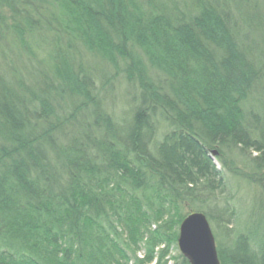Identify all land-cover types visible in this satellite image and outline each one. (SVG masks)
Returning <instances> with one entry per match:
<instances>
[{"label":"trees","instance_id":"trees-1","mask_svg":"<svg viewBox=\"0 0 264 264\" xmlns=\"http://www.w3.org/2000/svg\"><path fill=\"white\" fill-rule=\"evenodd\" d=\"M191 211L264 264V0H0V264H189Z\"/></svg>","mask_w":264,"mask_h":264},{"label":"rangeland","instance_id":"rangeland-1","mask_svg":"<svg viewBox=\"0 0 264 264\" xmlns=\"http://www.w3.org/2000/svg\"><path fill=\"white\" fill-rule=\"evenodd\" d=\"M39 53L41 54L42 52L39 51ZM98 67L99 65H97L93 69L97 77L100 75V70L103 69L101 67H99L98 69ZM123 92H124V84L121 82V80L118 79L115 82H113L111 86V90L110 92H108L105 99V104L108 107V110H110L117 118H122L125 115L124 112H126L130 108V106L126 105L125 103ZM130 97L131 96H126L128 100L130 99ZM254 97L255 95L249 98L250 99L249 103L253 105H255V102H257L254 99ZM243 154L244 155H240V158L247 156V152ZM216 164L219 167L218 162H216ZM227 181H228V185H227L228 192L231 195L230 196L231 204L237 215L236 220L230 226L241 228L243 227L249 213H251V215L255 214V217L257 216V214H259L258 212L255 213V210H253L252 213L251 210L253 203H255L256 200L258 201L260 199L258 197L261 196L260 188L255 184H251V183L249 184L245 180L239 178L232 179L228 176ZM210 227L212 230L211 224ZM177 252L179 251L177 249V246L175 245L173 248H171L170 254L173 255ZM168 264H172V261L169 260Z\"/></svg>","mask_w":264,"mask_h":264},{"label":"water","instance_id":"water-1","mask_svg":"<svg viewBox=\"0 0 264 264\" xmlns=\"http://www.w3.org/2000/svg\"><path fill=\"white\" fill-rule=\"evenodd\" d=\"M176 246L189 264H220L214 235L201 211H191L181 220Z\"/></svg>","mask_w":264,"mask_h":264}]
</instances>
